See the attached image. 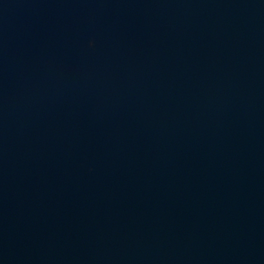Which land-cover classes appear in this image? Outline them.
<instances>
[{
  "label": "water",
  "instance_id": "water-1",
  "mask_svg": "<svg viewBox=\"0 0 264 264\" xmlns=\"http://www.w3.org/2000/svg\"><path fill=\"white\" fill-rule=\"evenodd\" d=\"M0 264H264V0H0Z\"/></svg>",
  "mask_w": 264,
  "mask_h": 264
}]
</instances>
